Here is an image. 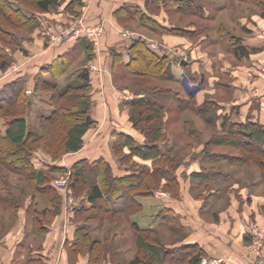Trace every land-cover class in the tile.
Returning <instances> with one entry per match:
<instances>
[{"label": "rangeland", "instance_id": "rangeland-1", "mask_svg": "<svg viewBox=\"0 0 264 264\" xmlns=\"http://www.w3.org/2000/svg\"><path fill=\"white\" fill-rule=\"evenodd\" d=\"M65 1L68 4L75 0ZM83 1V6L77 7L74 13H70L64 8L53 13H42L33 6L25 4L23 0H11L12 5L22 9L28 17L34 14L39 18L40 27L33 31L27 30L24 26L17 27L11 24L4 15L6 12L0 7V33L3 34L2 29H6L13 35L12 44H5V34L2 39L0 38V52L7 54V59L11 61V63L9 61V67L0 69V94L10 93L13 85L19 84L26 88L28 98L33 101L32 106L27 110V118L29 117L28 120L33 130L38 128L39 113L44 110L40 102H43L42 105L48 106L45 100H48L49 96L35 94L32 90L34 84L43 81L42 73H46L42 68L47 65L45 62L50 58L51 50L48 49L50 50L48 52L47 48L50 46L66 47L69 43L80 39L76 38L75 35L79 32L92 44L94 56L92 60H87L85 55L77 56L75 62L67 70L71 73L75 69H86L91 77L93 91H97L100 101L102 98H107L106 92L112 91L114 97L111 96L113 100L111 102L118 104L119 109L121 108L120 112L125 111L126 113L124 118H120L121 113L113 115V107H110L111 117L112 119L115 118L111 122L115 125H123L128 129L131 127L132 131L135 129L129 119L131 109L128 102L131 100L141 96L153 95L160 89L181 92L180 95L182 94V97L187 98L184 92L187 93L188 87H192L193 83H201L203 88L202 93L198 96V102L205 100L207 96L212 101L211 103L218 106L217 113L220 117H223V114L227 112L222 107V103H227L229 107L226 108L229 110L235 107L231 104L239 103L244 99L254 100L255 106L262 104L264 98V54L261 55L260 53L264 48L257 53V58L253 57L254 59L250 58L249 61H246L249 56L240 59L234 53V47L238 41L242 44L246 38L264 39V0H197L203 6L204 16L182 12L173 5L165 6V3L162 2V4L160 0H128L129 3L140 6L148 16V20L145 22L141 19L127 17L125 14L116 15L113 13L111 19L116 23L115 27L107 20L108 11L105 9L107 5L103 3L105 0H90L88 3ZM107 1L113 3V6L117 2V0ZM146 23L149 24L146 25ZM150 24L156 26V29L151 28ZM170 29L172 30L170 31ZM180 29L190 31L191 36L175 34ZM89 32L94 34L93 37L89 35ZM35 37L38 39L45 38L44 46L35 40ZM135 38H141L153 50L170 53V56L175 59L172 61V67L176 66L184 70V66L189 65L192 68L189 72L196 78V82L186 79L181 73L180 75L184 79H178V81L165 80L155 75L136 74L120 61L116 62L113 50H127L128 45ZM137 50H134V53ZM249 51L251 52V50ZM252 60H256L257 65L251 67H256L258 77L244 81L235 79L233 72L241 71L242 69L239 67L247 66ZM182 62L186 65L183 66ZM137 67L138 65L133 68ZM181 76L179 78L182 79ZM231 84L238 86L234 92H232L234 85ZM66 85L67 83L63 84L62 82L60 88ZM96 98L98 97L96 96ZM171 110L172 112L167 115L169 122L166 126L169 142L162 145V151L179 155L182 160L180 167L176 170L177 185L168 183L166 189L164 184H167V180H160L156 177V189L152 191L151 195L144 197L145 209L143 207L142 211L131 215V218L139 216L146 221L145 224L147 225H154L158 220L157 227L154 228L158 231L160 239L167 246H177L184 244L183 242L189 235L180 228L179 217L174 211L177 218L173 223L166 221L161 223L158 212L162 206V208L171 209L175 205L188 209L185 210L187 212L181 216V219L185 218L193 223L197 219H202L211 224L219 225L218 223L226 217L230 220L233 218L232 216L241 212L244 215H253L254 210H258L257 215L259 214L260 218L264 216V172L260 162L256 161L254 157H250L251 159L245 163L215 161L207 158L205 156V144L223 134L221 127L218 126L221 124V119L217 121V124H211L206 122L196 110H180L173 104ZM11 114L15 115L14 110ZM6 118L5 116L0 119V127H4V119ZM107 131L110 130L106 124L96 130V134L99 132V137H102ZM92 135L91 132L86 138L87 146L90 144L89 138ZM137 135L140 139L145 140L141 133L138 132ZM111 142L113 143V141L109 142V153L113 156L114 162L112 173L118 176L130 173V170H138L137 167L133 168L130 162L120 165V162L117 161L118 158L111 151ZM51 149L57 151L59 144L51 145ZM210 151L213 154L232 156L242 154L238 149L227 145L213 146ZM66 156L63 155L58 162L64 161ZM50 160L51 156L47 150L40 147L34 158L36 167L43 168V164L49 163ZM211 169L220 171L225 176L203 181L194 178L192 175L195 172ZM53 177L54 181L58 178H64L68 184L71 175L70 172H67L56 174ZM54 181L53 184L55 185ZM0 191L3 192L4 196H8V194L11 198L14 196L16 203L12 204L8 200H0L1 240H4L6 235L24 218L28 227L32 226L34 231L35 225L30 210L32 208L33 212L34 206L41 210L47 206V203L40 198L34 200L33 196L36 191L30 187L26 176L14 173L0 165ZM73 193L74 195L66 194L63 199L60 215L66 213V220L69 218V214L74 213L85 197V193L82 191L73 190ZM263 220L259 219L260 222H264ZM224 225L220 224L222 227ZM188 229L192 228L189 227ZM255 231L261 235V249H263L264 228L254 224L253 234ZM97 234H99L102 242L100 247L104 250V258H107L103 264H131V261L138 255L135 242L137 235L124 214H114L113 217L108 214ZM39 239L43 240L41 236ZM39 241L36 240L37 244ZM254 247L252 239L247 244L248 257L252 259L253 264H264V256L256 255ZM59 252L60 250H55L56 256L53 263L51 260L52 264H60L63 250L60 255H58ZM81 258L87 260L88 264L91 260L90 255L81 256ZM215 262L222 264L223 260L218 257L213 259L204 257L201 264Z\"/></svg>", "mask_w": 264, "mask_h": 264}, {"label": "trees", "instance_id": "trees-1", "mask_svg": "<svg viewBox=\"0 0 264 264\" xmlns=\"http://www.w3.org/2000/svg\"><path fill=\"white\" fill-rule=\"evenodd\" d=\"M23 2L42 13H53L62 8L74 13L77 7H82L84 4L83 0L71 1L68 4L65 0H23ZM160 2H164L165 6L173 5L182 12L197 16L205 15L203 6L197 0H160ZM12 3L11 0H0V7L6 12L4 15L11 24L17 27L24 26L30 31L40 27L39 18L36 15L28 17L22 9L15 8ZM117 14H125L127 17L145 22L148 20V16L140 6L125 5L116 11ZM150 26L156 29V26L152 24ZM2 32L0 38L2 39L5 34V44H12L13 35L6 29H2ZM175 34L191 36L190 31L184 29L176 31ZM235 45L234 53L240 59L249 56V49L241 42L238 41ZM82 48L86 59L92 60L94 56L92 44L87 42ZM136 49L138 50L134 53ZM113 51L116 62L120 61L136 74L155 75L170 81L176 80L172 72L174 59L168 53L153 50L141 38L131 41L126 60L121 53L115 49ZM7 58V54L0 52V69L9 67L10 60ZM70 61V59L58 58L42 69H49L55 73V76L61 77L69 68ZM137 65L138 67L134 69L133 67ZM79 71L76 80L62 89L57 81H42L35 84L33 93L49 96L48 104L51 109L50 114L40 115L36 130L32 129L27 118V110L31 106L32 99L28 98L26 88L19 84L13 85L10 93L0 94V119L7 117L4 119V127H0V165L14 173L25 175L30 187L36 191L34 200L40 198L47 203V206L41 210L36 206L33 212L32 208L30 210L35 233L46 235L62 212L64 196L74 195L73 190L82 191L85 197L74 211L75 237L73 241L65 243L71 264H75L79 257L86 255L91 256L89 264H103L104 260L107 261V258H104V250L100 247L102 242L97 232L102 228L108 214L111 217L114 214H124L137 235L135 242L138 255L131 264H201L206 253L200 245L167 246L158 236L156 228L142 229L130 219L131 215L142 211L143 206L137 198L151 195L156 189V177L167 180V184H164L166 189L169 184L177 185L176 170L180 167L182 160L179 155L162 151V145L169 142L166 126L169 122L167 115L172 112L171 105H176L180 110H196L206 122L211 124H217V121L221 119L222 122L218 126L221 127L223 134L205 144L207 158L215 161L245 163L251 159L250 157H254L262 165L263 172L264 124L254 120L251 115L243 121H235L227 114L220 117L217 113L218 106L211 103L207 96L202 104H198L196 88L189 89L187 98L171 89H160L153 95L141 96L128 102L131 109L130 122L145 137V140L139 142L132 135L123 132L113 133L116 142L112 144L111 151L118 158L117 161L121 166L130 162L132 167H137L138 170H130V173L114 176L111 164L105 158H99L94 162L83 159L67 169L57 165V162L63 155L82 150L87 133L97 125L92 117L94 102L91 77L86 69ZM188 77L192 81L195 79L191 73ZM13 110L15 115L11 114ZM53 144H59L57 151L51 149ZM220 145L236 148L242 154L232 156L213 154L210 151L211 147ZM40 147H44L51 156L50 162L43 164V168H37L34 163ZM67 172L71 175L67 189L56 187L53 184V176ZM192 175L203 181L225 176L214 169L202 170ZM3 199L16 204L14 196L12 198L9 194L4 196L0 191V200ZM159 217L161 221L168 223H173L177 218L170 208L161 209ZM29 257L30 260L26 264H48L47 258L41 255L36 257L30 254Z\"/></svg>", "mask_w": 264, "mask_h": 264}, {"label": "crops", "instance_id": "crops-1", "mask_svg": "<svg viewBox=\"0 0 264 264\" xmlns=\"http://www.w3.org/2000/svg\"><path fill=\"white\" fill-rule=\"evenodd\" d=\"M89 1L90 0H85V3H88ZM103 3L107 5V8H105L106 11H108L107 20L114 27L116 23H114L111 19L113 17V13H116V11L119 8L125 5H132V6L136 5V4L129 3L128 0H117L115 6H113V3L111 4L110 1H107V0H105V2ZM111 6L114 7L113 11H112ZM34 39L42 43L41 45H43L45 41V38L38 39V37H35ZM84 39L86 38H84L83 36L77 41L69 43L66 47L65 46H62V47L50 46L49 48H47V50L48 49L51 50L50 55H49L50 58L45 63L47 65L52 64L58 58L70 59L71 60L69 64V67H70L73 64V62H75V60L77 59V56L85 55L83 53L82 47H83V44H86L89 41L87 39L84 41ZM242 44L246 46L247 48H249V50H251L249 58L246 60V61H249L250 58L254 59L253 57H256V58L258 57L257 53H259L262 50V48H264V39L263 38H255V39L246 38L244 41H242ZM50 50H48V52ZM115 50L118 53H121L124 56L125 60L127 59L126 49L124 50L115 49ZM260 54L261 55L264 54V49L263 51H261ZM168 55H170V53H168ZM255 65H257L256 60H252L251 62H249L247 66L246 65H243V67L240 66L239 69H242L243 72L242 70L241 71L236 70L235 72H233L234 78L238 79V81L239 80L244 81L247 79L252 80L258 77L257 76L258 74L255 69L256 67H251ZM184 67H185L184 70L183 68H180V67H176V66L172 67V72L175 75L177 81L178 79L181 80V78H179L181 76L180 73L183 76H185L186 79L188 78V80H190L188 75L190 74L189 71H191L192 68L189 65L184 66ZM44 71L46 73H42V76H41L43 81H50L51 79H53V81L51 82L57 81L59 84V87L62 82L63 84L67 83V85L74 82L80 72L77 69L71 71V73L69 72V70H66L65 73L61 77H58V76H55L54 75L55 73L53 71H50L49 69L44 70ZM68 75L69 77H66ZM66 78H69V79L67 80ZM25 79L28 80V78H25ZM183 79L184 77H182V80ZM195 79L192 82H196ZM231 85H234V89L232 91L234 92V90H236L238 86L235 84H231ZM34 86H32V90H34ZM195 88L197 89L196 91H198V95H197V99H198L197 102H198L199 101L198 96L202 93V89H203L201 86V83L199 84L193 83L192 87H188V91H186L187 93L184 92V94L187 96V94H189V89H195ZM96 92L93 91L92 93V96H95L93 98L94 104L92 106V117L97 122V127L96 129L90 130L86 135V138H87L89 137L91 132L93 133V135L89 138L90 144L87 146L86 138H85V145L82 150H80L79 152L73 153V154H68L65 157V160L62 162H58L57 165L70 169L76 162L83 160V159H87L90 162H94L98 160L99 158H105L111 164V167L113 169L114 162L112 160L113 156L111 155V153H109V148H110L109 142L113 141L114 143V140H115L113 136L114 132H123L129 135H132L139 142L143 141L142 139L139 138V135H137L138 132L135 129L132 131L130 129L131 127H129L128 129L124 127L123 125L119 126V124L115 125L111 122V121H114L115 118L112 119L111 117L110 107H113L112 109L113 115H116V114L119 115L121 113L120 118H124L125 117L124 115H126L125 111L120 112L121 108L119 109L118 104L116 103L114 104L111 102L113 101L111 99V96H113V93H111L112 91L106 92L107 98L106 97L105 99L102 98L101 101H100L98 93ZM96 96L98 98H96ZM105 100L106 102L107 101L108 102L106 103ZM253 101L254 100L249 101L247 99H244L239 103L231 104L235 107L231 108L230 110L229 108L228 109L226 108V107H229L227 103H222V107L227 110L225 114L231 116L233 120L235 121H243L245 118L251 115L254 117V120H259L264 124V98L262 99L263 102L260 106H257V105L255 106ZM45 102L48 103V100H45ZM203 102L204 100H201L200 102H198V104H202ZM32 104H33V101L31 102V106ZM42 104L43 102H40V105L42 106V108H44V110H42L43 112L39 113V115L50 114L51 109H50L49 104L48 106L42 105ZM106 124L109 127L110 131H107V133H105L104 136L99 137L98 135L99 132H97L96 134V130H98L100 127H103ZM45 162L47 161L45 160ZM137 200L138 202L142 204V206L145 209V204H144L145 198L138 197ZM162 207L160 208L159 211L163 209ZM171 209L174 212H176L177 217H179L180 228L183 229V231L189 235L186 241L183 242L184 244L200 245L201 248L206 253L207 258L213 259V258L218 257L223 260L222 264H253L252 259L248 257L249 252H248L247 244H249V242L252 241L253 239L252 229L254 227V224H257L258 226L260 225L261 228H264V222L259 221V219L263 220L264 216L260 218L259 214L257 215L258 210H254L253 215L251 214L244 215L241 212V213H237L236 215L232 216L233 218H230V220L229 218L226 217L224 218V220L218 223L219 225H217L214 223L211 224L202 219H197V221L194 223L190 220H186L185 218L181 219V216L182 215L184 216V213L187 212L185 210H188V209L178 207L175 205ZM64 215L63 214L59 215L55 219L54 223L49 229V232L46 235H40L41 238H43V240L39 239L40 236H38V234H36L35 231L32 230V226L28 227V225L26 224L25 218L24 220L20 221V223L18 222L19 224L15 226L10 233L6 235L4 240L3 239L1 240V237H0V264H26L30 260V257H29L30 254H33L36 257L41 255L47 258L48 264H52L56 256L55 250H60V252H62L63 250L62 252L63 257L61 258L60 264H70L67 250H65V243L67 241L69 242L73 241L75 237V232H76V224L74 223L75 212L72 214H69V218L67 220H66L67 218L66 213ZM131 221L133 223L138 224L139 227H141L142 229L157 227V223H158V220H157L154 225L152 224L147 225L145 224L146 221L139 216L138 217L135 216L131 218ZM226 221L227 223H225ZM161 223H163V221H161ZM220 224H223L224 227L220 226ZM189 227H191L192 229L189 230L188 229ZM36 240H40L39 244H37ZM262 251L264 252V246H263ZM60 252L58 253V255L61 254ZM51 260H52V263H51ZM75 264H88V261L79 257L78 261Z\"/></svg>", "mask_w": 264, "mask_h": 264}, {"label": "built area", "instance_id": "built-area-1", "mask_svg": "<svg viewBox=\"0 0 264 264\" xmlns=\"http://www.w3.org/2000/svg\"><path fill=\"white\" fill-rule=\"evenodd\" d=\"M76 35V38H81V37H83V35H80V32L79 33H77V34H75ZM89 35L91 36V37H93V33H91V32H89ZM94 39V38H93ZM54 183H55V185L58 187V188H62V189H67V180L66 179H64V178H58V179H55V181H54ZM72 202V204H74L73 203V201H71ZM71 204V205H72ZM260 238H261V235H259L258 234V232L257 231H255V233L253 234V243H254V245H255V247H254V252L256 253V255H258V256H264V254H263V251H261L262 249H261V241H260ZM212 262V261H211ZM211 264H217L216 262L215 263H211Z\"/></svg>", "mask_w": 264, "mask_h": 264}, {"label": "water", "instance_id": "water-1", "mask_svg": "<svg viewBox=\"0 0 264 264\" xmlns=\"http://www.w3.org/2000/svg\"><path fill=\"white\" fill-rule=\"evenodd\" d=\"M183 65H186V63L182 62Z\"/></svg>", "mask_w": 264, "mask_h": 264}]
</instances>
